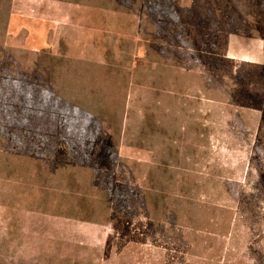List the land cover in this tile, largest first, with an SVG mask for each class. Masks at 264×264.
<instances>
[{
    "label": "rangeland",
    "instance_id": "obj_1",
    "mask_svg": "<svg viewBox=\"0 0 264 264\" xmlns=\"http://www.w3.org/2000/svg\"><path fill=\"white\" fill-rule=\"evenodd\" d=\"M0 264H264V0H0Z\"/></svg>",
    "mask_w": 264,
    "mask_h": 264
}]
</instances>
